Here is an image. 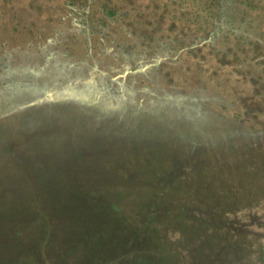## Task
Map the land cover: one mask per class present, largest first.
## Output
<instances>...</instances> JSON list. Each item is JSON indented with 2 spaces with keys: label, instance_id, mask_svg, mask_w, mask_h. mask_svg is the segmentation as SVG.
Masks as SVG:
<instances>
[{
  "label": "rangeland",
  "instance_id": "obj_1",
  "mask_svg": "<svg viewBox=\"0 0 264 264\" xmlns=\"http://www.w3.org/2000/svg\"><path fill=\"white\" fill-rule=\"evenodd\" d=\"M0 264H264V0H0Z\"/></svg>",
  "mask_w": 264,
  "mask_h": 264
}]
</instances>
